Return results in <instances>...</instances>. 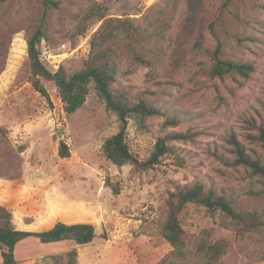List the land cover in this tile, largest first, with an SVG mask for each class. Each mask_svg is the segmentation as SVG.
<instances>
[{
  "label": "rangeland",
  "instance_id": "374dc122",
  "mask_svg": "<svg viewBox=\"0 0 264 264\" xmlns=\"http://www.w3.org/2000/svg\"><path fill=\"white\" fill-rule=\"evenodd\" d=\"M164 2L0 0V80L7 84L6 95L0 94V198L8 182L33 181L29 188L40 201L37 217H23L16 201L3 204L18 228L42 231L65 220L91 222L98 233L86 246L41 243L31 237L17 247L18 264L29 259L54 264L47 256L73 248L78 249L79 264H159L171 249L161 233L163 208L178 185L200 182L225 195L237 211L257 212L264 220L261 181L244 166L232 164L235 155L227 140L235 131L251 152L264 154L250 136L257 130L249 123L264 125V0H206V45H220L224 59L252 62L251 77L211 78L202 70L204 56L190 59L175 73L140 66L132 71L124 67L117 76L118 89L160 110L145 127L130 120L127 141L140 160H148L159 138L169 133H195L188 139H169L173 150L152 168L117 166L105 157L103 143L121 124L94 85L85 104L68 114L53 81L43 79L50 100L31 83L28 39L45 15V36L39 43L44 63L53 70L51 61L57 60L72 74L84 67L91 40L103 23L95 15L84 25L90 8L99 4L109 17L128 14L140 28L150 30V15ZM172 119L175 125L169 123ZM61 140L70 148L68 158L59 155ZM218 218L191 207L184 219L189 246L199 243L206 228L213 240H228L225 264H264V227L240 231L228 218ZM168 264L195 261L172 257Z\"/></svg>",
  "mask_w": 264,
  "mask_h": 264
},
{
  "label": "trees",
  "instance_id": "16d2710c",
  "mask_svg": "<svg viewBox=\"0 0 264 264\" xmlns=\"http://www.w3.org/2000/svg\"><path fill=\"white\" fill-rule=\"evenodd\" d=\"M95 15L103 23L91 40L90 55L84 67L72 74L62 65L54 71L44 63L43 52L39 47L45 36L46 15L43 17L28 39L31 83L36 91L50 100L43 79L53 81L68 114L75 113L85 104L91 85H94L107 109L120 120L119 131L107 137L102 146L105 157L117 166L131 163L136 168H152L166 153L173 150L168 144L169 139H188L195 134L191 131L169 133L159 138L148 160H140L127 141L130 120L145 127L148 118L159 114L160 110L146 99H134L116 87L117 76L124 67L129 71L140 66L161 67L169 73H175L184 68L190 59L204 56L207 60L201 63L202 70L211 78L229 75L249 78L255 71L252 62L222 58L220 45L214 49L206 45V0H165L164 5L150 15V30L140 28L128 14L109 17L99 4L85 14L82 20L84 25ZM181 17L183 19L180 22ZM169 123L175 125L177 120H169ZM249 123L257 130L256 134H250L251 138L264 148V125L253 121ZM227 140L235 155L232 164L252 171L264 189V154L257 150L251 152L239 140L235 131L229 133ZM59 155L62 158L71 156L70 148L64 140L60 142ZM115 193H119V190L115 189ZM191 207L215 221L224 216L240 231L264 227V220L257 212L237 211L225 195L200 182L178 185L170 192L163 208L161 233L171 249L159 264H168L172 257L194 260L195 264H225L224 258L229 249L226 238L213 240L205 228L199 234V243L195 247L189 246L191 234L185 227L184 219ZM97 236L96 226L91 222L58 221L48 230H22L15 225L13 212L0 204V264H18L16 246L29 237H35L41 243L74 241L78 246H86L93 243ZM78 256V249L73 248L64 255L53 254L47 258L54 264H79Z\"/></svg>",
  "mask_w": 264,
  "mask_h": 264
},
{
  "label": "crops",
  "instance_id": "0c3cea01",
  "mask_svg": "<svg viewBox=\"0 0 264 264\" xmlns=\"http://www.w3.org/2000/svg\"><path fill=\"white\" fill-rule=\"evenodd\" d=\"M3 92L4 96L6 95L7 92V84L0 80V94ZM33 181L28 182L27 184L25 183H20V182H8L5 188L1 189L2 198H0V204H5V203H13V201L17 202V207L19 208V211L23 214V217H33V216H38L39 209L40 207V201L37 200L34 196V192L31 188H29V185L33 184ZM8 195V196H7ZM7 196V198H6ZM4 199V200H3ZM21 201H24L21 203ZM30 202V203H28ZM63 221V220H62ZM58 222V221H57ZM55 222L54 225L57 223ZM66 223H75L77 221H63ZM53 225V226H54ZM18 228V227H17ZM52 228V227H51ZM20 229V228H19ZM24 230V229H22ZM48 230V229H47ZM29 231V230H28ZM43 231V230H42ZM31 237L27 238L30 239ZM24 241H27L26 239L21 241L20 243H23ZM57 242V243H61ZM18 243L16 246V257H17V247L20 244ZM56 243V242H55ZM53 255V254H51ZM1 261V258H0ZM27 264H34V261L29 259L26 261Z\"/></svg>",
  "mask_w": 264,
  "mask_h": 264
},
{
  "label": "built area",
  "instance_id": "2783aa9c",
  "mask_svg": "<svg viewBox=\"0 0 264 264\" xmlns=\"http://www.w3.org/2000/svg\"><path fill=\"white\" fill-rule=\"evenodd\" d=\"M46 54H43V57L45 56ZM51 66H52V68H53V70L54 71H56V70H58L59 69V67L61 66V62H59V61H51Z\"/></svg>",
  "mask_w": 264,
  "mask_h": 264
},
{
  "label": "water",
  "instance_id": "95a60500",
  "mask_svg": "<svg viewBox=\"0 0 264 264\" xmlns=\"http://www.w3.org/2000/svg\"><path fill=\"white\" fill-rule=\"evenodd\" d=\"M63 133H64L63 130H60V131L57 132V134H58L59 136L63 135Z\"/></svg>",
  "mask_w": 264,
  "mask_h": 264
}]
</instances>
